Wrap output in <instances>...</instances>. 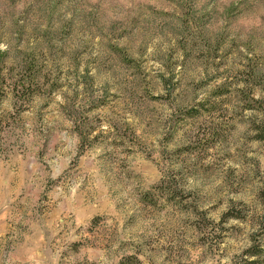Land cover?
Returning a JSON list of instances; mask_svg holds the SVG:
<instances>
[{"label": "rangeland", "instance_id": "1", "mask_svg": "<svg viewBox=\"0 0 264 264\" xmlns=\"http://www.w3.org/2000/svg\"><path fill=\"white\" fill-rule=\"evenodd\" d=\"M0 264H264V0H0Z\"/></svg>", "mask_w": 264, "mask_h": 264}, {"label": "trees", "instance_id": "2", "mask_svg": "<svg viewBox=\"0 0 264 264\" xmlns=\"http://www.w3.org/2000/svg\"><path fill=\"white\" fill-rule=\"evenodd\" d=\"M226 216H236V215H233L231 212H227ZM260 251H261V247L257 246L256 244H252L247 249V253L249 256H256L257 254H259ZM251 262H253V260Z\"/></svg>", "mask_w": 264, "mask_h": 264}]
</instances>
